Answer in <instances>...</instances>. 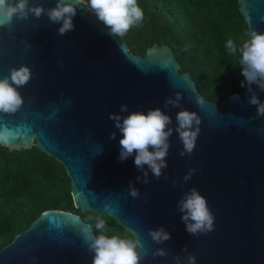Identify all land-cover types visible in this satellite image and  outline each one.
<instances>
[{"label": "water", "instance_id": "obj_1", "mask_svg": "<svg viewBox=\"0 0 264 264\" xmlns=\"http://www.w3.org/2000/svg\"><path fill=\"white\" fill-rule=\"evenodd\" d=\"M237 3L248 32L264 30V0ZM73 22L74 29L63 35L44 14L14 18L10 27L0 28V76L20 64L31 72L19 86L23 103L18 110L0 113V146H35L59 162L75 208L111 217L140 238L141 251L149 249L139 264H174L175 256L186 255L184 246L196 255V264H264V117L248 102L252 93L248 88L232 93L225 109H219L197 90L189 72L179 71L169 45L153 43L144 54L135 53L82 7ZM251 89L264 100L255 83ZM175 92L182 93V106L201 118L195 147L190 156H181L174 130L161 176L149 172L148 183L138 182L142 173L133 156L117 159L121 134L109 139L116 129L108 113L119 111L121 103L129 111L159 106L174 125L178 108H165L163 101ZM197 96L202 105L196 104ZM189 167L196 170L185 182ZM129 181L139 188L136 198L128 195ZM193 186L214 215V228L207 233L186 232L177 211V200ZM106 199L109 209L103 207ZM158 225L171 234L161 245L148 235V228ZM86 234L94 231L80 215L43 210L0 248V264H89ZM156 247H165L167 255L152 257Z\"/></svg>", "mask_w": 264, "mask_h": 264}, {"label": "clouds", "instance_id": "obj_2", "mask_svg": "<svg viewBox=\"0 0 264 264\" xmlns=\"http://www.w3.org/2000/svg\"><path fill=\"white\" fill-rule=\"evenodd\" d=\"M81 7L84 11L94 14L97 21L106 27L109 36L125 35L144 18V11L138 0H54V4L49 7L33 0H0V28L10 27L14 18L27 20L30 15L39 18L44 14L50 22L58 26L57 33L63 35L74 29L73 17ZM261 19L264 20V15ZM245 35L247 39H243L239 44L231 38L227 39L225 48L228 54L238 59L244 78L241 86L247 87L252 93L248 102L256 106L257 116L264 117V100H260L251 89V85L255 83L264 91V30L252 29ZM30 75V67L20 64L0 76V113H14L18 110L23 103L19 86L25 84ZM181 97L182 93L175 92L163 101L165 108H178L174 125L172 116L159 106L129 111L127 103H121L119 111L108 113L116 129L109 133V139L115 138L117 131L121 134L117 159L123 161L133 156L134 165L142 173L136 177L138 182L148 183L149 172L154 178L161 176L162 170L167 167L165 157L170 146L169 137L174 130L182 144L179 154L191 155L200 130L201 118L197 111L182 106ZM195 102L198 106L204 103L199 96L195 97ZM195 170L189 167L183 175V181H188ZM171 182L176 184L175 179ZM127 190L132 198L140 195L139 188L132 181L128 182ZM103 207L109 209L111 201L106 199ZM176 207L185 231L189 234H203L214 228V215L207 199L196 187L193 186L184 192L177 200ZM89 220H94V228L97 230L95 234L85 235L87 249L91 253L89 264H139L141 256H149L148 248L145 247L141 251L142 241L138 236L123 238L115 234L108 235L110 229L102 216L89 217ZM148 235L153 242L161 245L170 239L171 234L164 225H158L148 228ZM183 250L186 255L175 256L174 264H196V255L187 251V246H184ZM150 255L166 256L167 249L156 247L151 250Z\"/></svg>", "mask_w": 264, "mask_h": 264}, {"label": "trees", "instance_id": "obj_3", "mask_svg": "<svg viewBox=\"0 0 264 264\" xmlns=\"http://www.w3.org/2000/svg\"><path fill=\"white\" fill-rule=\"evenodd\" d=\"M143 20L122 36L129 49L144 54L153 43L172 49L180 72H189L197 90L225 109L226 98L241 93L244 79L238 59L227 53L229 38L239 44L248 32L237 0H138ZM76 213L96 233L94 220L102 216L108 235L133 238L111 217L73 206L63 166L35 146L7 150L0 146V248L24 230L43 210Z\"/></svg>", "mask_w": 264, "mask_h": 264}]
</instances>
